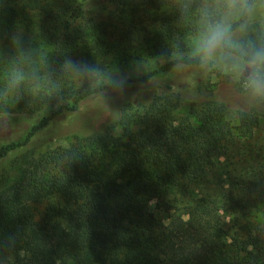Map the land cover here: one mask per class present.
Here are the masks:
<instances>
[{"label": "trees", "instance_id": "obj_1", "mask_svg": "<svg viewBox=\"0 0 264 264\" xmlns=\"http://www.w3.org/2000/svg\"><path fill=\"white\" fill-rule=\"evenodd\" d=\"M92 2L110 9L90 29L83 21ZM259 2L247 0L251 14L234 24L253 41L264 39ZM220 3L0 0V116L33 119L0 143V264H264V180L246 175L240 183L219 164L264 121V99L238 109L236 125L228 105L210 97L189 100L178 114L183 87L162 79L190 67L187 54L84 89L74 88L81 76L69 66L79 60L95 68L82 76L96 80L112 45L141 40L151 11L159 14L146 50L183 53L201 23L197 9ZM18 73L25 79L14 85ZM108 94L124 96L114 120L74 133L66 145L36 149L62 113Z\"/></svg>", "mask_w": 264, "mask_h": 264}, {"label": "rangeland", "instance_id": "obj_2", "mask_svg": "<svg viewBox=\"0 0 264 264\" xmlns=\"http://www.w3.org/2000/svg\"><path fill=\"white\" fill-rule=\"evenodd\" d=\"M214 1L216 3L222 2V0ZM99 5V2H92L91 7L93 9L83 21L84 25L94 26L98 23L99 18L105 15L107 5L97 7ZM107 8L110 9L109 6ZM158 14V12L152 13L151 11V13L143 16L140 23L143 27L142 38L138 43L131 46L112 45L102 58L98 78L88 82L82 75H79L81 76L79 83L74 88L84 89L86 85L96 82H118L128 77L144 74L174 57L187 54L190 50L191 39L196 32L186 35V46L183 53L176 52L162 57L150 54L148 48L146 50L152 29V19ZM92 16L95 17L94 21L90 20ZM258 16L261 19L264 18V2H259L257 5L256 17L258 18ZM89 28L91 29V27ZM13 39L16 40L17 38ZM71 63L81 65L79 60ZM162 81L183 87L176 104L178 114L186 112L189 100L210 97L224 101L228 105L227 118L236 125L238 123L237 110L249 109L256 104L254 96L246 90L243 80L227 74L222 67L198 69L176 66L165 75ZM241 85L244 87L243 91L238 90ZM179 87L181 88V86ZM123 98L122 94L103 95L84 102L76 112L62 113L38 136L35 143L36 149L46 151L59 145H66L74 133L87 134L101 129L117 117L118 103ZM59 99L65 100L63 97ZM48 103L49 101L46 102V104ZM24 115H12L13 118L11 119L5 115L0 116V143L17 137L28 128L33 119ZM116 133H120L119 128H116ZM219 164L222 170L232 173L234 177L240 176L238 177L240 183L243 181L242 178L246 180V175H259L264 180V121H261L255 128L252 136L242 138L227 158L220 159ZM212 174L213 172L209 176Z\"/></svg>", "mask_w": 264, "mask_h": 264}, {"label": "clouds", "instance_id": "obj_3", "mask_svg": "<svg viewBox=\"0 0 264 264\" xmlns=\"http://www.w3.org/2000/svg\"><path fill=\"white\" fill-rule=\"evenodd\" d=\"M254 6L247 0H222L219 5L207 4L198 8L201 23L190 42L186 62L190 67L208 69L222 67L227 74L242 79L253 96L264 99V39L251 40L239 34L245 29L234 27L241 16L251 14ZM77 75H95L97 70L88 65L69 62ZM25 77L16 74L12 83L19 85Z\"/></svg>", "mask_w": 264, "mask_h": 264}]
</instances>
